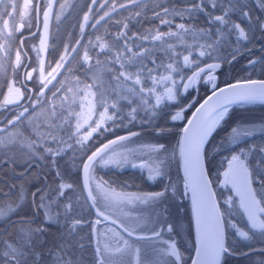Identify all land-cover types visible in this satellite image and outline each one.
Segmentation results:
<instances>
[{
	"label": "snow or ice",
	"instance_id": "snow-or-ice-1",
	"mask_svg": "<svg viewBox=\"0 0 264 264\" xmlns=\"http://www.w3.org/2000/svg\"><path fill=\"white\" fill-rule=\"evenodd\" d=\"M43 2V0H37V17L40 15L39 5ZM113 5L110 11H105L102 16L96 21L92 27H96L101 21H103L106 17H110L111 12H115L117 7L123 9L128 7V4H120L116 5L115 0H104L103 4L99 3V0H90V5L88 7V11L83 15V21L80 25L81 34L83 38V33L85 26L88 24L90 20V14L94 11V6L99 4V8L95 9L96 11H100L105 7L109 6V3ZM59 3V0H47V4L43 9V27L45 30L48 29L49 26V18L50 15L53 14L54 5ZM129 4L135 6L136 0H129ZM67 5V0L65 3L59 4V8L63 10ZM213 8H216L217 5L213 3L211 5ZM239 6V0H226V5L221 6V14L212 15L209 14L208 24L211 25L213 21L216 22L218 27L215 29L214 36L210 37L209 32L211 29L205 30L203 28H198L194 25H189L186 27L185 23H180L176 25L177 30L168 32H161L156 30L155 34L148 35H137L133 34L132 37L127 35L128 24L124 23L120 32L114 37L115 44L109 45L107 42H101L102 38L97 37L95 44H92L89 41V46L85 47L82 65L89 62L92 57H90L89 52L98 47L100 49V54H104V50L107 49L108 53L111 54V59L101 61L97 60L96 66L103 71H107L112 80L118 86L120 82L130 81L133 87H129L127 89V94L124 96H117L119 99L115 100L112 104H107L103 100H101V107L104 108L103 112L99 113V119L94 122L95 126L89 125L88 130L85 134L81 135L82 130L84 129V124L88 123V120H91V114L88 117V120L84 121V124L79 121V113H68L69 118L73 115L77 118V123L75 124V142L78 144L86 143L90 138L93 137V134H99L102 129L110 130L106 128L108 122H112L115 125L116 119L119 118V111H117V105L119 104L120 99L127 101V106L129 108V114L134 119L140 106L145 101V96L155 97V104L152 106L153 109L160 106L161 102L164 100L174 101L176 99L177 94L182 88L184 92H187L190 88H193L197 82L201 79V74L207 72L206 83H212V92L203 103L196 108L195 113H193L192 119L187 121V126L183 128V135L181 140L179 141V151L180 156L184 162V173H185V181L184 188L186 191H191L192 193V203L195 212L196 218V227H197V245H196V259L192 261V264H223V257L225 255H231L229 249L225 245V227L231 226L233 229H236L237 226L234 223H231L228 217L230 213L221 211L219 203L214 199L215 193L211 189L212 181L206 178V172L204 166L202 164V154L205 149V145L208 141V138L211 136L212 132L215 128L224 120L225 116L229 111V105L235 101H264V81H253L248 80L243 84L236 83L228 85L226 88H216L215 78L211 75V73L219 68V64H210L205 68H198L197 71H193L190 76L184 77L181 75V72L185 68H192L193 66H197L198 64L195 60H191V52L187 55H183L182 63L180 59V53L176 51L175 43H168V40L175 38L177 42L183 43L184 37L191 36L194 40L203 39L206 41L205 44L199 45L200 51L198 55L200 57H204L206 55H210L211 51L214 49L215 45H217L223 36V30L219 27V25L227 26L231 23L226 17L228 16L229 11L235 10ZM16 3L15 0H9L8 4L3 13H0V21L3 22L4 29L8 28V21L3 20V16H9L10 18L13 16V13L16 11ZM31 7V0H25L24 9H29ZM11 9L12 11H8ZM205 10L204 0H188V4L180 9H176L173 7L171 9L172 13L179 15L181 19L184 18L183 13H187L190 19H195V14L197 12H203ZM247 15L246 12L243 13ZM154 17L159 19V23L161 25H169L171 21L164 17H168L170 15V9L168 7H163L160 11L153 12ZM139 16V13H137ZM59 16L57 15V19ZM118 25L121 23L120 21L116 22ZM20 27H23L21 24ZM264 28V25H261ZM230 32H236V41L240 42L242 40H248L249 36L246 34L244 28L240 26V24H232L231 29H226ZM7 35H11V33H7ZM141 41L143 44L144 41H150L159 51L165 54V57L169 62L164 63L163 58L158 57L156 55V51L153 48L149 47H141V45L136 44L135 41ZM122 41V43H120ZM44 44V40L41 39V45ZM81 44V39L76 40L75 45L71 47V51H69V47L65 46V51L59 57V60L56 62L55 67H51V71L48 72L47 76H44V65L41 61L40 64V83L42 85L40 93L37 96V100L39 101L40 97L44 96V89H48L49 85L53 84V81H57V76L62 75L61 69H64L68 63H70L69 57L72 54L78 51L77 46ZM139 48V51H133V48ZM4 46L0 45V49H3ZM116 49L115 51L113 49ZM7 55V52H5ZM15 63L16 66L19 67L21 63V52L17 50L15 53ZM159 61V62H158ZM148 63H151L153 67H148ZM250 63H254V61H250ZM112 64L119 65L121 69L119 72H115L111 68H104V65ZM163 69L164 72H167L168 75L160 74L159 76L155 75L157 71ZM35 71V70H33ZM88 71H91L89 68ZM173 73H175L178 79L173 78ZM51 77V79H49ZM26 79H33L32 73L29 72L26 76ZM149 80L152 84L150 88L143 87V80ZM60 83V88L57 89L56 92L53 93V99H55L58 94L65 89V85ZM140 86L138 91L136 87ZM89 88L96 87V84H92L88 86ZM162 88V92H158L157 89ZM9 92H12L13 89L9 86ZM17 95L14 99H9L7 96L5 97L6 104H17L18 101L22 97V93H20V89L15 90ZM68 92H72V89H67ZM115 91V89H113ZM91 95L94 98L96 97L95 92L86 93V95ZM78 93L73 95L71 103H75V96ZM131 97H135L132 99ZM64 101H68V97H64ZM139 101V103H137ZM71 104H69V107ZM191 105H189L190 107ZM81 107L83 105L81 104ZM64 108V104L60 105H52L49 108V112L51 118L55 121L60 118L62 115L61 110ZM109 108L113 109L111 115L108 114ZM95 104H92L90 109V113L94 112ZM184 109L176 112L171 116L173 121L183 119L182 113ZM28 112V109L25 108L23 112L19 114L16 120L21 119ZM16 121H8V124L11 126ZM67 123V121H64ZM47 127L51 131H55L56 128L60 127L57 123H50ZM7 128L0 129V133L7 132ZM235 137H239L241 135L248 136L252 135L253 132L251 129H245L242 133L238 132L237 129L233 128L231 130ZM15 133L8 134V142L11 143L15 137ZM138 133L132 132L128 136H120L114 140H109L102 147L97 148L96 151L92 152L91 155L87 157L88 163L83 165L85 172H89L90 168L94 163L102 164L104 166H111L123 163V158H105L107 155V150H109L111 145L117 144L119 141L128 140L130 136H136ZM74 138V137H70ZM51 143L59 144L62 141H59L55 135L50 136ZM48 143V140L44 141ZM235 142V139L233 140ZM29 147H33L32 144H29ZM49 155L55 158L58 155V151L52 148L44 149ZM157 154L166 153L167 149L164 145L155 146L153 149ZM251 150V149H250ZM241 152H244L241 149ZM261 157L256 162V171H250L249 164L246 163V158L241 159L240 155L234 154L231 155L230 159H227V169L224 171V184H231L232 188L235 189L236 194L239 197V208L243 210V213L247 216V222L250 225V230H258L262 234H264V191H257L256 188H253V184L255 183L258 188L264 189V148L260 149ZM175 153H172L174 156ZM246 157V154H245ZM171 157H169L170 159ZM166 167V163L163 159L159 160V164L155 169V175L163 176L164 168ZM58 178H59V174ZM70 188L71 185L60 184L57 189L50 190L43 195H40L41 192H44L43 189L38 190L37 193H33V198L35 202V197L39 195V202L35 204L37 210H43L45 212V222H50L52 220H58L61 216L64 215L62 212H52V208L55 206L59 208V204L57 201L60 198L64 197V188ZM102 188V184H96V189L99 191ZM170 191L174 192V187L169 183L165 186V188L156 193H152L148 196L140 197L134 196L129 199L127 196H119L116 194L109 195L105 193L104 199L113 200L117 199L120 203L124 202H132V200H138L142 203H148L152 201L154 203L160 202L167 193ZM88 197L92 200L93 205L97 201V197L93 195V189L89 186L88 188ZM232 203L231 197L226 198L225 206L228 207ZM14 211V210H10ZM71 211V205L68 204L65 206V212ZM98 216L103 217L104 220H109L110 217L105 216L103 212H100L97 209ZM3 213H0L2 215ZM102 221L98 219L96 221L97 224ZM32 223L30 220H20L18 224L19 228L16 229V233L14 236L10 237L11 243L4 241L2 242V247H0V264H42L44 253L42 251H37V245L35 241V236H37L40 232L43 231L42 228L33 229L29 227ZM75 223H79L76 221ZM112 223H116V221H112ZM123 232L127 233L129 236L132 235L129 232V229L120 225ZM171 230V226L169 227V231ZM161 231L153 230L152 235L150 237H137V239H153L159 240L161 236ZM237 234L241 238H248V232L243 230H237ZM61 252H66V245L58 246ZM130 249V245L127 240H124L123 237H120L117 242L115 248H110L105 245L104 250H101L99 247L96 249V264H107L109 260L114 255L123 254L126 250ZM137 255L139 254V249L135 250ZM247 254V253H246ZM48 255L52 258L55 264H76L74 260L71 259H63L58 253L53 254V252H49ZM160 259L156 261V264H168L167 258L171 259V264H178V262L182 259L181 254L176 248L175 243H169L166 247L162 248L158 253ZM264 264V261L261 262Z\"/></svg>",
	"mask_w": 264,
	"mask_h": 264
},
{
	"label": "trees",
	"instance_id": "trees-1",
	"mask_svg": "<svg viewBox=\"0 0 264 264\" xmlns=\"http://www.w3.org/2000/svg\"><path fill=\"white\" fill-rule=\"evenodd\" d=\"M121 1L122 0H115V3ZM8 2L9 0H0V13L4 12ZM20 2L21 0H15L17 7L11 18L6 15L3 16V19L8 20L10 23L11 35H7V33L1 29L3 22L0 21V37L2 39L4 36L7 41L4 48L0 49V64L11 62L12 51L14 46L18 44V33L15 30V26H13V22L19 13L21 6ZM213 3L217 5L216 8L211 6ZM233 3H235V0H233ZM85 4L87 8L90 5V0H74L68 7L67 12L58 21L60 42H70L76 35L80 17L85 9ZM225 5L226 0H204L205 10L203 12H197L195 14V19H190L189 15L186 14L187 26L194 25L205 30L211 29L209 36H214L215 29L218 25L215 21H213L211 25L208 24L209 14L211 13L213 16L221 14V6ZM95 9L96 6H94V11H96ZM130 9L131 5L128 4V7L113 12L110 14V17H106L96 25L95 28L87 31V33L97 32V36L91 38L92 44H95L96 38L100 37L98 33H100L102 28H106V31L109 32L117 25L113 19L121 11H123V14H127L128 17H130L131 14L128 12ZM143 10H146V7H139L140 13ZM8 11L12 10L8 9ZM99 12L100 11H96L95 13L98 14ZM244 12H246L247 15H244ZM226 18L230 20L231 23L227 26L219 25L223 30V36L220 42L215 45L210 55L204 57L198 55L201 50L199 45L206 43L203 39L194 40L193 43L187 40L183 43H175L176 51L180 53V56L184 52L186 54L191 52L190 59L195 60L197 64L207 60L220 61V67L216 68L211 73L215 78V85L237 78L264 76V52L262 47L256 45L259 41L258 39L264 34V28L261 27V25H264V0H239V6L235 10L229 11ZM125 23L128 24V29L126 31L129 37H132L134 33L141 36L151 34L148 33L149 23L143 20V18H140L137 23L132 22L128 18ZM236 23L240 24V26L245 29L246 34L249 36L248 40L237 42V33L226 30L231 29V25ZM133 24L136 25L134 26ZM103 41L107 42L109 45H114L116 43L112 34L108 35ZM171 42L173 43V41ZM120 43H122V41ZM135 43L141 45V47L153 48V50L156 51V55L163 58L164 63L169 62L165 54L159 51L150 41H144L143 44H141V41L137 40ZM77 49L78 51L70 57V63L68 64H77L81 62L79 59L80 45ZM113 50L115 51L116 49L114 48ZM139 50V48H133V51ZM5 52H7V55H5ZM90 52L92 58L99 59L100 55H98V53H100V49L98 47L93 48ZM101 58H104V61L111 59V54L108 53L107 49L104 50V54L101 55ZM180 59L182 63V58L180 57ZM250 61H254V63H250ZM112 66L117 72L121 70L118 64ZM148 67H153V65L148 63ZM189 69L190 68L183 69L181 75L186 73ZM75 74L81 76L83 75V71L78 70ZM122 82L127 81L122 80ZM211 87L212 85L209 86V83L202 80L190 107L187 104L185 105V99L192 95V89L187 91L185 97L183 93L179 91L174 101L164 100L161 102L160 106L155 109L152 107L155 102L150 100L149 105L153 112L150 113L147 109H143V107L140 106L134 119L130 114H128L127 117L126 113L121 110L119 111V118L116 119L115 125H113L112 122L107 123L106 128L110 130L102 129L99 134H93V137L84 144L76 143L75 139H78V137H75L74 134L62 136L57 135L55 131H51L47 127L38 129L39 131L34 135L37 141L33 142L40 148V152L30 156L34 157L39 163L38 173H34V178L37 184L40 183V186L35 189L34 193L43 189L44 192L40 193L43 195L50 190L57 189L60 184L71 185L70 188H64V197L57 201L59 208L55 206L52 208L54 213L59 211L64 213V215L58 220L54 219L50 222H45L43 210L36 209V216H29L27 212L30 209L28 201L29 187L25 189L24 194H22V197L18 201H15V197L17 196L16 189L7 195H2L0 196V203L1 200H8L13 204L10 210L14 211H9L4 217L0 218V228L7 221L5 227L0 230V247H2V242L4 241L11 243L10 237L14 236L16 229L20 227L18 224L20 220H30L32 223L29 227L33 229H43L42 232L35 236L37 245L36 250L44 253L42 264H55L48 255L50 251L53 252V254L58 253L65 260H74L76 264H96V254L91 242L94 214L89 208L81 190L79 166L84 155L106 137L125 130H135V133H138L136 136L146 135L148 138H153L155 141H158L160 145H164L167 149L168 156L166 159V169H164L165 174L163 176H157L155 174L150 176L146 173L143 166L136 164H127L125 166L94 165V170L105 183L122 190L160 191L169 184V179H172L179 192L177 202L171 204L172 230L175 235V243L178 250L183 254L181 264H187L193 247V225L190 201L182 185L183 176L177 150L178 136L184 118L191 107ZM122 105L123 103H121V107ZM181 106H184L183 119L173 121L171 119V113ZM261 117L264 118V102L247 101L229 105L227 115L208 138L203 152L206 170L210 181H212V186L221 211L230 213L228 219L235 220V223L249 234V237L246 239L237 237L232 233L231 226L225 227V243L231 245L232 249L238 251H242L249 247L264 245V234L257 230H250V226L245 223L242 215L233 205H229L228 207L225 206V200L227 198L226 192L223 190V185L217 183V175L219 170L224 166L225 157L232 150H236L239 147H246L250 154L257 153V160L260 159L262 155L260 149L264 148V131L246 136L235 142L226 143L224 137L233 124L239 121ZM51 135H55L62 143H51ZM45 140L49 142L45 143ZM248 143L250 144L249 146ZM46 148H52L58 151L59 154L53 158L44 150ZM173 152L175 153L174 156H172ZM245 152L246 151L243 153ZM221 155H223V157ZM169 157L171 158L169 159ZM246 161L251 163L249 156L246 157ZM57 174H59V178ZM42 181H44L43 184H41ZM36 197L35 203H37ZM68 204L71 205V211L65 212V206ZM76 221H79V223H75ZM59 245H66L68 250L66 252H61L58 247ZM228 258L231 259L233 257L225 255L223 257V264L227 263Z\"/></svg>",
	"mask_w": 264,
	"mask_h": 264
},
{
	"label": "flooded vegetation",
	"instance_id": "flooded-vegetation-1",
	"mask_svg": "<svg viewBox=\"0 0 264 264\" xmlns=\"http://www.w3.org/2000/svg\"><path fill=\"white\" fill-rule=\"evenodd\" d=\"M73 1L74 0L70 1V5ZM124 2H126V4H129V0H122L121 2L115 4L118 5ZM20 3L21 6L19 9V13L17 14V17L14 21H15V30L18 33L17 43L19 36L21 34H24V36L22 37V46L19 47V44H17V46H14L10 63L0 64V129L3 128L8 129L7 132L0 133V196L7 195L16 189L17 196L15 197V201H18L22 197V194H24L25 189L29 187L30 190L28 194V201H29L30 209L27 212L29 216H32L34 214H37V210L35 207L36 203L34 202V198L32 194L34 193L35 189L39 188L40 183L37 184L36 183L37 181L34 178V173L35 172L38 173L39 163L34 157H30V156L40 152V148H38L35 142H33L31 134H29V137L31 138L32 142L25 143L27 128L25 127L24 118L27 117L28 115L37 116L38 125H40V127H47V125L50 123H57L60 125V127L56 128L55 130L56 134L62 136H69L75 134V124L77 123V118L75 115L69 118L68 113H79L80 114L79 121L82 124H84L85 120H88V117L91 114V120H88V123L84 124V129L81 132V135H83L86 133V127L88 130L89 125L95 126L94 122L99 119V113L104 111V108L101 107V100H103L104 102L110 105L115 100L119 99L117 93H119V96H124L127 94V89L129 87H133V85L131 84L130 81L127 82L121 81L120 84L117 86L116 83L112 80L111 75L107 71H103L96 66L95 63L97 61L96 58H92L89 62L82 65V58L85 47L86 46L90 47L89 41H91L92 37L97 36L96 34L97 32L87 33V31L94 28L91 27V24L98 16L103 14L105 11L111 9L113 5L110 2L109 6L100 10L98 14L95 13L96 11H94L92 15L90 14V20L84 29L83 39H82V34L80 37L82 42L80 44V49H79V59L81 62L77 64H67L64 69L60 70L62 72V75L57 76V81L62 82L65 85V89L61 91L55 99H53V93L56 92L58 88H60V83H57V81H53L55 87L49 85L48 89H44V96L40 97L38 101L37 96L40 93L42 87L40 83L41 61L43 62L44 65V76H47L48 72L51 71V67H55V64L59 60L60 55L64 53L65 46L67 45L68 47H70L71 44L76 39V37L81 33L80 25L84 23V21L82 20V15L86 10V4H85V9L83 10L79 20V25L77 27L76 35L74 36L72 41L62 43L59 41L60 33L58 26V21L62 17L53 20L50 15L48 29L45 30L43 27L42 12L47 4V0H43V2L39 5L40 8L39 18L36 17L35 14V6L37 5V0H31V7L28 10H26V12L24 9L25 1L21 0ZM99 3L103 4L104 0H99ZM187 4H188V0H136L135 6L130 4L131 9L128 10V12H130L131 14L130 17H128L127 14H123V11H121L113 19L115 23L117 21H120L121 23L119 25L117 24L116 26H114V28L111 29V31L109 32L106 31V28L104 29L102 28L103 31L101 29L100 33H98L99 36L102 38L101 42H104L103 39H106V37L110 34H112L115 37L120 32L121 28L123 27V24L127 21L128 18L134 23H137L140 18L146 20V22L149 23L148 33L151 34H155L156 30L161 32H168L169 30L176 31L177 30L176 25L180 23H185L187 27V19H186L187 13H183L184 18L181 19L179 15H176L175 13L171 12V9L173 7H175L176 9H180L185 7ZM139 7H146V10H143L140 13ZM163 7H168L170 9V15L168 17H164L171 21V24L169 25H161L159 23V19L154 17L153 15L154 11H160ZM97 8H99V4L96 5V9ZM119 9L121 8H117L116 11ZM24 13L28 14V17L26 16L25 18L20 16V14H23L25 16ZM112 13L113 12H111V14ZM137 13H139V16H137ZM19 22H20V26L21 24H23V27H20V29L17 30L16 27ZM133 25L135 26L136 24ZM188 37H190V35L184 37V42ZM41 39L44 40L43 45H41ZM258 40L259 41L256 43V45L262 47L264 52V34ZM171 41L175 43V38L168 40V43H172ZM17 50H20L21 52V63L19 67H17L15 63L16 60L15 53ZM184 54L186 53L184 52L183 54H181L180 57L182 58ZM89 55L91 57V52H89ZM101 55L102 54H100L98 60L104 61L103 60L104 58H101ZM49 65H51V67ZM194 67L196 66L190 68L186 73L183 74V76L186 77ZM89 68L91 69V71H88ZM104 68H111L115 72H117L115 68L109 64L104 65ZM78 70H82L83 75L80 76L75 74V72ZM29 72H31L33 76V79L31 80L26 79V76ZM154 74L157 76H159L160 74L168 75V73L164 72L163 69H160ZM172 75L174 79H178L175 73H173ZM49 79H51V77H49ZM201 81L202 79H200L193 88H190V90L192 89V95L189 98L185 99V105L186 104L190 105L193 102L197 93V88L200 85ZM94 83L96 84V87H92V88L88 87L89 85H92ZM142 83H143V87L146 89L152 87V84L149 80L145 79L142 81ZM9 86L12 87L13 89L12 92L8 91ZM134 87H136L138 91L140 86H134ZM17 88L20 89V93H22L21 99L18 101L17 104H6L5 101L3 100L5 96V92L6 91L9 92V94L7 95L9 99H14L17 95L15 91ZM69 88L72 89V92L67 91V89ZM113 89H115V91H113ZM157 91L160 92L159 89ZM91 92L96 93L95 98L90 94L86 95V93H91ZM180 92L183 93L185 97V94L187 92H184L182 88L180 89ZM76 93H78V95L75 96L76 102L71 103L73 95ZM64 97H68L67 102L64 101ZM131 98L135 99V97H131ZM150 100L155 102V97L145 96L146 103L142 104L141 106L143 107V109H147L150 113H152L153 111L151 110L149 105ZM120 102L123 103L122 107ZM62 103L64 104V108L61 110L62 115H60V118L58 120L54 121L51 118L49 108L54 104L60 105ZM137 103H139V101H137ZM69 104H71L70 107ZM81 104L83 105V107H81ZM92 104H95V110L94 112L90 113ZM25 108L28 109V112L24 115V117H22L19 120H16V118L19 116L21 112L24 111ZM181 109H184V106L176 108L171 113V116L174 115L176 112L180 111ZM121 110L125 112L128 117L129 108L127 106V101L123 99H120L119 104L117 105V111H121ZM112 112L113 109L109 108L108 114L111 115ZM182 116L184 117L183 113ZM252 120L253 121L255 120L254 123H259L258 125H262L259 127L252 128L251 130L253 134H257L259 132L264 131V126H263L264 122L262 121V117ZM8 121H16V122L10 126L8 124ZM64 121H67V123H64ZM9 133L17 134L15 135L11 143H9L7 139ZM244 137L246 136L242 135L239 138H237L235 141L242 139ZM29 144H32L33 147H29ZM249 145L250 144L248 143V146ZM241 149H243L246 152L245 153L241 152ZM234 154L240 155L241 159H245L246 157L249 156L251 163H248L247 161L246 163L249 164L250 171L252 172L256 171V162H257L258 154L257 153L250 154L247 151V148L243 146L239 147L236 150H232L225 157L224 166L219 170L217 175V183L223 185V190L226 192V197L227 198L231 197L232 203L230 204V206L233 205V207L240 212L245 223L248 224L247 216L243 213V210L239 208V197L236 194L235 189L232 188L231 184H227V185L224 184V177L222 174V170L226 165L227 159H229L231 155ZM221 156L223 157V155ZM253 188H256L257 191H264V189L258 188L255 183L253 184ZM36 200L38 203L39 195H37ZM0 207L3 208L13 207V204L10 203L8 200H1ZM230 222L236 224L235 220L231 219ZM6 223L7 221L0 228V230L5 227ZM168 225H170L171 228L173 227V224L171 222H169L167 226ZM236 226H237L236 229L232 228V233L235 236L239 237L237 234V230H243V231L245 230L242 227L238 226L237 224ZM248 226L250 225L248 224ZM173 242L175 243V241H172V243ZM169 243L171 242L169 241ZM225 245L231 251L237 253L241 252L232 249V246L227 243H225ZM260 247L264 248V245ZM176 248L178 250L177 245ZM178 251L181 254V257L183 258V254L180 252V250ZM252 251H260L261 253L264 254L263 249L252 250ZM252 251L246 253H250ZM246 253L231 254L230 256L238 257L241 255H246ZM181 261L182 259L178 262V264H181ZM262 261H264V256L261 258L259 264H261ZM227 262L228 264H233L232 260L229 261L227 259Z\"/></svg>",
	"mask_w": 264,
	"mask_h": 264
},
{
	"label": "rangeland",
	"instance_id": "rangeland-1",
	"mask_svg": "<svg viewBox=\"0 0 264 264\" xmlns=\"http://www.w3.org/2000/svg\"><path fill=\"white\" fill-rule=\"evenodd\" d=\"M71 0H67L66 7L61 10L59 8V4L65 3V0H59V3L54 5L53 14H51L52 19H57V15L62 17L68 10ZM28 10V9H27ZM26 12V9H25ZM20 14L21 17H28V14L24 13ZM22 19V18H20ZM6 20V19H3ZM8 21V20H7ZM8 28L4 29L3 24L2 28H0L5 33H10L11 26L8 21ZM13 26H15V21L13 22ZM188 42L193 43L194 39L190 36L186 39ZM175 43H179L175 40ZM7 44L6 38L3 36L2 39L0 37V45L5 46ZM186 55V54H184ZM207 69V68H205ZM208 73H202L201 79L206 81ZM212 84L209 83V86ZM159 91H162V88H158ZM157 89V90H158ZM255 121V120H254ZM253 120H244L239 121L233 124L226 136L224 137L225 142H232L234 139L236 140L239 137H235V134L231 131L233 128L237 129L238 132H243L245 129H252L254 127H259L262 125H258L259 123H254ZM264 122V118H262ZM25 127L27 128L26 140L25 143H31L33 141H37L35 138V134L38 129L43 128L38 125L37 116H30L24 118ZM264 126V125H263ZM87 131V127H86ZM29 134L32 136V140L29 137ZM28 136V137H27ZM242 136V135H241ZM160 145L158 141H155L153 138H148L146 135L143 136H130L128 140L119 141L117 144L110 146L109 150H107V155L105 158H123V163L119 166H125L127 164H136L141 165L145 168V171L148 175L152 176L155 174V169L159 164V160L163 159L166 163V159L168 156V152L157 154L153 149L155 146ZM231 158V157H230ZM229 158V159H230ZM94 165L102 166V164L94 163L89 170V182L90 186L93 189L94 196L97 197L96 205L118 219L126 228L133 232H142V233H152L153 230L161 231V236L159 240L153 239H137V237L141 236H129L127 233L123 232L120 227L109 222L102 221L99 224L94 225V236L95 243L97 248L99 247L101 250H104L105 245L110 248H115L116 242L120 237H123L124 240L128 241L130 245V249L126 250L123 254L114 255L111 260L107 262V264H156V261L160 259L158 253L159 251L166 247L169 241H175V235L173 234V230L169 231L170 225L167 226L169 222L172 223V208L171 204H175L178 200V189L176 184L169 179V183L174 187L175 191H170L166 194V196L158 203H154L149 201L148 203H142L138 200H132V202H124L120 203L119 200H106L104 199L105 193L109 195H119V196H127L131 199L134 196H148L152 193L160 192V191H137V190H122L115 188L107 183H105L99 175L94 170ZM117 166V165H113ZM166 169V167L164 168ZM227 169V161L226 165L222 170V174ZM224 177V175H223ZM225 179V178H224ZM96 184H102V188L98 191L96 189ZM12 207L3 208L0 207V215L4 217ZM53 212V211H52ZM54 213V212H53ZM44 216L46 215L43 211ZM167 226V227H166ZM152 234L143 235V237H150ZM167 236V237H166ZM136 249H139V254L137 255ZM264 256L260 251L250 252L246 255H241L238 257L228 258V260H232L233 264H259L261 258ZM172 258H167L168 264H171ZM163 264V262H162ZM228 264V262L226 263Z\"/></svg>",
	"mask_w": 264,
	"mask_h": 264
},
{
	"label": "water",
	"instance_id": "water-1",
	"mask_svg": "<svg viewBox=\"0 0 264 264\" xmlns=\"http://www.w3.org/2000/svg\"><path fill=\"white\" fill-rule=\"evenodd\" d=\"M25 1V0H24ZM121 4H126V2L124 3H121ZM120 5V4H118ZM36 8H37V5L35 6V14H36V17H37V12H36ZM119 8V7H117ZM88 11V7L86 8V10L84 11L87 12ZM110 11V9L108 10ZM83 13V15H84ZM42 15H43V12H42ZM83 15H82V20H83ZM103 14H101L100 16H102ZM98 16L91 24V27L93 24L96 23V21L99 19ZM17 30L20 29V22L17 24V27H16ZM24 36V34H21L18 38V44H19V47L22 46V37ZM81 37V33L76 37V39L74 40V42L71 44V46L69 47V51H71V47L75 45V42L76 40L80 39ZM220 61L218 60H207L203 63H200L198 65V67H194L192 69V71L187 75V76H190L192 74L193 71H197L198 68H207L208 65L210 64H219ZM186 76V77H187ZM248 80H253V81H264V76L260 77V76H252V77H244V78H237V79H232V80H228V81H225V82H222L218 85H216V88L219 89V88H226L228 85H231V84H236V83H240V84H243L245 81H248ZM211 92H212V87L200 98L198 99V101L191 107L190 111L188 112V114L186 115V117L184 118V121L180 127V130H179V136H178V145H177V150H178V157H179V164H180V169H181V173H182V176H183V180H182V185H183V188H184V181H185V173H184V162H183V159L182 157L180 156V151H179V141L181 140V137L183 135V128L187 126V121L189 119H192L193 117V113H195V110L197 107H199V105L201 103H203V101L209 96L211 95ZM9 94V92H5V96H4V101H5V97ZM256 101H260V100H256ZM239 102H247V101H235L233 103H239ZM260 102H264V101H260ZM232 103V104H233ZM231 105V104H230ZM2 127V126H1ZM132 132H135V130H125V131H121L119 133H116V134H113V135H110L108 137H106L105 139H103L102 141H100L98 144H96L93 148H91L85 155L84 157L82 158L81 160V163H80V166H79V181H80V186H81V190H82V193H83V196L89 206V208L91 209V211L93 212L94 214V220H93V223H92V245L94 247V251H95V254H96V249H97V246H96V243H95V236H94V225L96 224V221L98 219H100L101 221H109L112 223V221H116V223H113L115 225H117L118 227H120V225H123L118 219L114 218L113 216H111L110 214H108L107 212H105L104 210L100 209L96 203L93 205V202L92 200L88 197V188L90 186V182H89V172H85L84 168H83V165L85 163H88V160H87V157L89 155L92 154V152L96 151L97 148H100L102 147L104 144H106L109 140H114L116 139L117 137H120V136H128L130 133ZM112 146V145H111ZM202 164L204 166V169H205V172H206V178L210 180L209 178V175L207 173V170H206V166H205V162H204V153L202 154ZM44 182V181H43ZM42 182V184H43ZM91 187V186H90ZM211 189L212 191L214 192V189H213V186L211 184ZM184 191L186 192V194L188 195V198H189V201H190V209H191V218H192V225H193V247H192V251H191V254L189 256V259H188V262L187 264H192V261L195 260L197 257H196V245H197V227H196V218H195V212H194V207H193V203H192V193L191 191H186L185 188H184ZM215 193V192H214ZM94 195V194H93ZM214 199L217 201V198H216V195L214 197ZM218 202V201H217ZM97 209H99L100 212H103L105 216H108L110 217L109 220H104L103 217H100L98 216V213H97ZM36 214L33 215V217H35ZM124 226V225H123ZM125 227V226H124ZM121 228V227H120ZM129 232L132 233V235L134 236H143V235H148L150 233H142V232H133L131 230H129ZM227 247V246H226ZM264 248L263 247H260V246H255V247H250V248H247V249H244L243 251L237 253V252H234V251H231L229 249V252L231 254H243V253H246V252H249V251H252V250H261Z\"/></svg>",
	"mask_w": 264,
	"mask_h": 264
}]
</instances>
